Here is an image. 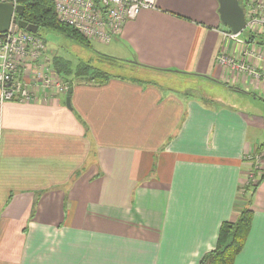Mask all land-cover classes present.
Returning <instances> with one entry per match:
<instances>
[{
	"label": "crops",
	"instance_id": "obj_1",
	"mask_svg": "<svg viewBox=\"0 0 264 264\" xmlns=\"http://www.w3.org/2000/svg\"><path fill=\"white\" fill-rule=\"evenodd\" d=\"M218 8L158 0L102 45L164 72L76 80L70 108L68 83L43 101L0 102V264H200L215 249L252 158L264 155L261 114L213 89L264 95V80L218 63L224 55L264 71V29L230 41ZM150 73L203 79L216 94L161 88ZM255 180L232 264H264V171Z\"/></svg>",
	"mask_w": 264,
	"mask_h": 264
},
{
	"label": "built area",
	"instance_id": "obj_2",
	"mask_svg": "<svg viewBox=\"0 0 264 264\" xmlns=\"http://www.w3.org/2000/svg\"><path fill=\"white\" fill-rule=\"evenodd\" d=\"M244 12V28L249 32L264 29V0H240ZM57 19L88 41L111 42L123 24L134 19L141 10L153 9L158 0H51ZM13 9L19 0H0ZM240 5V6H241ZM9 30L0 35V102H38L46 99V92L66 88L56 82V72L46 57L44 40L36 34L18 29L13 14ZM225 37L240 43L237 34L227 32ZM218 63L230 69L245 71L264 80V71L257 73L234 58L220 55ZM42 94L43 98L40 97ZM262 155V154H261ZM255 155V158L261 156ZM252 177V176H251Z\"/></svg>",
	"mask_w": 264,
	"mask_h": 264
},
{
	"label": "trees",
	"instance_id": "obj_3",
	"mask_svg": "<svg viewBox=\"0 0 264 264\" xmlns=\"http://www.w3.org/2000/svg\"><path fill=\"white\" fill-rule=\"evenodd\" d=\"M20 6L23 8L22 13L16 15V21H22L28 25L37 26L39 29H51L55 30L77 42L89 45V41L81 36L72 27L61 23L57 19V15L54 11L53 3L51 0H19ZM239 3V1H238ZM38 30L35 33L39 37ZM96 57L107 63V68L115 69L131 68L136 71V68H140L143 71H160L164 70L152 69L133 62L120 60L115 57L107 56L104 54L95 53ZM124 63V64H123ZM54 70L59 75L62 71L68 73L67 66H64L62 62L54 61ZM173 72V71H165ZM76 80L83 82H91L97 85L106 83L109 79L117 78L124 79L122 76L111 74L99 67L94 66L91 62H82L76 68L74 72ZM134 80L136 78H130ZM68 82V88L71 87V83ZM263 151L261 148L257 149V152ZM255 174V173H254ZM257 183H247L246 186L239 188L237 209L235 211L234 219L231 221H225L221 224L216 247L213 251L206 254L200 264H232L236 255L241 251L245 238L249 231V226L252 218V211L250 210L252 195L256 189Z\"/></svg>",
	"mask_w": 264,
	"mask_h": 264
},
{
	"label": "rangeland",
	"instance_id": "obj_4",
	"mask_svg": "<svg viewBox=\"0 0 264 264\" xmlns=\"http://www.w3.org/2000/svg\"><path fill=\"white\" fill-rule=\"evenodd\" d=\"M239 4L241 5V1H239ZM247 30L243 29L240 33L237 34V38L239 39H245L247 38ZM38 34L41 36V38L44 40L47 48L46 57L49 59V63L52 66V69L54 68V61L62 62L64 66H67L68 73L65 71H62L61 73L56 74V82L60 84H66L69 81L76 82L74 72L76 71V68L78 65L82 62H91L94 66L99 67L102 70H105L111 74H116L119 76H122L123 78L130 79V78H140V74L142 73V69L136 68V71L131 70V68H107V63H104L100 59L96 57L95 53H101L105 54V49H103L102 45L103 43H98L97 41L90 40V44L84 45L79 42H77L74 39H71L55 30L51 29H39ZM264 39V38H262ZM101 50V51H100ZM124 64V63H123ZM107 65V66H106ZM131 70V71H130ZM138 73V74H137ZM153 77H158V79L154 80L155 83L161 87V88H176L177 90H180L182 88V92L191 93L192 95H196L199 97L207 98L211 94H216L215 91L208 90L210 88L205 87L209 86V84H206L204 80H198L197 83L193 82L192 78H177L172 77L168 74H149ZM147 77V76H143ZM148 78V77H147ZM204 82V83H203ZM198 83H201L202 86H198ZM200 85V84H199ZM217 91V95L219 96H225L224 91L226 93L233 94L235 96V102L236 107L240 110L245 111L246 113L256 115V113H260L261 116L264 118V95H259L257 99H254L252 95L247 96L244 95L242 92H230L224 89H221L217 86V89L213 88ZM223 92V93H222ZM229 103H232V97L225 96ZM243 97H247L243 98ZM261 97V98H260ZM242 98L244 100H242ZM240 100V101H238ZM238 103V104H237ZM235 104V103H232ZM260 139L262 142L264 141V133L262 136H260ZM259 152V151H258ZM257 152V153H258ZM258 171H264V155H261L260 158H252V165L251 169L245 172L244 175V184L243 186H246L247 183L251 182L254 184L256 182V172ZM255 173V174H254ZM254 174V176H252ZM252 176V177H251Z\"/></svg>",
	"mask_w": 264,
	"mask_h": 264
},
{
	"label": "water",
	"instance_id": "obj_5",
	"mask_svg": "<svg viewBox=\"0 0 264 264\" xmlns=\"http://www.w3.org/2000/svg\"><path fill=\"white\" fill-rule=\"evenodd\" d=\"M218 1V13L221 22L226 25L233 34L240 33L245 24L244 12L240 7L237 0H217ZM23 8L21 6L13 9L10 3H0V35L7 32L10 26H13V14L22 13ZM17 28L25 30L27 32L35 34L38 30L37 26L28 25L22 21H16ZM72 88H68L66 91L65 104L66 107L70 108V95Z\"/></svg>",
	"mask_w": 264,
	"mask_h": 264
}]
</instances>
